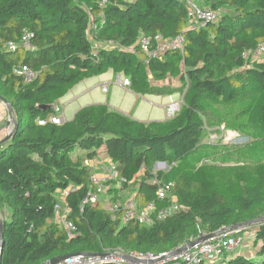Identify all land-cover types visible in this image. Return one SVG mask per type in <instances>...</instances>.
Masks as SVG:
<instances>
[{"label":"trees","instance_id":"obj_1","mask_svg":"<svg viewBox=\"0 0 264 264\" xmlns=\"http://www.w3.org/2000/svg\"><path fill=\"white\" fill-rule=\"evenodd\" d=\"M100 1L0 0V96L12 104L18 120L12 139L0 146V205L9 212L0 264H42L55 256L117 248L161 253L200 233L264 217V56H243L264 42V0H199L221 13L216 22L195 28L183 0H108L105 7ZM92 15L100 25L94 33L99 42L128 46L142 34H182L184 50H169L150 61L138 50L94 51L88 37ZM25 30L35 48L10 50L7 45L19 42ZM19 65L40 73L25 83L14 73ZM110 70L127 75L138 94L184 92L180 111L144 122L95 103L62 123H38L76 84ZM150 74L161 81L168 74L179 76L187 87H157ZM213 102L241 105L239 112L258 134V151L241 152L251 164L236 169L241 177L231 179V191L216 186L206 172L187 169L188 159L206 148L217 156L227 148L203 142L206 104ZM232 153L238 155L240 148ZM94 158L117 165L118 179L126 180L124 188L135 186L140 206L156 198L154 165L165 162L170 170L159 171L158 177L173 183L171 193L185 208L145 225L123 222L122 211L110 212L101 203H84L93 187L87 162ZM252 174V181L244 177ZM57 190L67 191L68 220L77 227L72 236L56 221ZM255 228L257 255H236L228 264H264V220Z\"/></svg>","mask_w":264,"mask_h":264},{"label":"built area","instance_id":"obj_2","mask_svg":"<svg viewBox=\"0 0 264 264\" xmlns=\"http://www.w3.org/2000/svg\"><path fill=\"white\" fill-rule=\"evenodd\" d=\"M188 6L190 26L195 28L197 26L203 27L207 23L216 22L219 19L221 10H213L210 7H202L199 0H183ZM108 0H102L99 3L100 7H105ZM100 18H104L103 12L99 14ZM95 17L92 15V21L88 29V37L92 43L94 51L101 47L114 48L121 47L127 51L137 52L141 51L145 55L146 61L152 59H162L165 53L169 50H184L185 37L182 34L164 37L161 34L148 36L142 34L137 42L132 45L123 46L116 45L114 42H99L95 39L94 33L99 28V24L95 22ZM32 34L30 31L25 30L19 42H10L7 47L10 50L16 49L18 46H23L25 49H34V44L31 41ZM246 59H258L264 56V42L258 44L254 50L246 51L243 54ZM14 73L21 76L25 83L33 82L39 75L40 71L28 65H19L14 68ZM116 79L113 81H105L103 83V91L108 92L110 86L115 85L122 88H130L131 79L122 73L115 74ZM183 105V96L181 100H171L165 105L166 114L168 118L175 116ZM53 111L38 119L40 125H45L48 122L62 123L64 121L63 108L64 104L59 101L53 104ZM2 127L0 125V132ZM7 130L6 133H10ZM87 164L91 167L92 172L90 175V182L92 189L88 192L84 203H101L108 211L116 213L122 211V221H137L140 224L152 225L156 221L163 220L170 217L180 210L184 209L173 197L171 191L173 187L172 182H165L158 177L159 171H167L162 167L167 164L158 162L155 164V175L152 183L157 186L156 198L148 202L145 206H140L135 196L128 199L123 205L110 199L107 196L110 183L118 179L117 165L113 162H105L104 160L94 158L89 160ZM170 169V168H169ZM143 171L138 173L137 178L142 177ZM125 182V179L119 180ZM67 195V191H66ZM168 204L160 205V202ZM56 221L66 228L69 235H73L77 229L76 225L68 220L69 208L67 205H56L55 208ZM218 231V230H217ZM248 231L249 237L245 238L243 232ZM216 232V231H214ZM255 224L241 227L236 231L228 230L223 232H216L210 237L194 242L202 235L208 233H200L196 237H191L184 240L176 247L163 251L161 253L143 252L137 250H124L117 248L113 250H103L102 252L109 253L107 255H87L78 253L72 255L67 259L61 260L56 264H228L230 257L229 254L236 250L243 242L248 239L255 238ZM211 233V232H209Z\"/></svg>","mask_w":264,"mask_h":264},{"label":"rangeland","instance_id":"obj_3","mask_svg":"<svg viewBox=\"0 0 264 264\" xmlns=\"http://www.w3.org/2000/svg\"><path fill=\"white\" fill-rule=\"evenodd\" d=\"M221 12V11H220ZM107 77V81H113L116 79V75L112 70L107 72L105 74ZM150 81L154 83V85H157V87H165L168 86L170 88H174L177 86L183 85V83H180V77L174 76L172 74H168L167 78L164 81L157 80L153 77L152 74H150ZM186 83H188V80H186ZM175 85V86H174ZM181 87H187V84ZM179 90V88H178ZM107 94V93H106ZM138 94V93H137ZM104 95V94H103ZM184 95V92L177 91L173 94V97L176 100H181L182 96ZM141 96L143 98H148L152 100V98H149L150 96H145L143 93H141ZM140 96V97H141ZM164 98V101H168L169 98L167 95H162ZM107 97V96H106ZM66 99H64L65 101ZM78 103V102H77ZM66 107V113L69 111V105L65 104ZM207 107V115L204 118V126L207 129L206 135L203 137V142L207 145H224L227 146V148L222 150L220 154L217 156V152H214L212 148H206L207 151L205 153H198L195 158H189L188 159V166L187 169H192L196 172H206L207 175H210L215 182H213L216 186H220L223 191H231L233 189L232 182L234 180L231 179H237L238 177H241L238 174V170H236L238 167H242L244 165L251 164L250 158H245L244 156H241L242 151L250 150L252 151L250 153L254 154L258 150V138L256 130L251 126L250 123L247 121V116H244L242 113H240L241 105H226L222 103H208L206 104ZM162 119L166 118L165 113H163ZM212 115L211 120L209 119V116ZM221 121V124H218L217 122ZM229 123V124H228ZM228 125V126H227ZM240 148V153L238 155L232 153L235 150H238ZM79 151V148L76 149V152ZM203 154L205 155V158L203 157ZM246 159V160H245ZM212 166H218L222 167L223 171H221L218 174H213L211 170L205 169L207 167ZM249 166V165H248ZM155 167V165H154ZM169 171L170 166L167 164L166 167H162ZM227 170V172H226ZM235 170V172H233ZM229 172V173H228ZM233 172V173H232ZM248 179V181H252L254 179V175H246L244 176ZM116 184L118 185L119 192H124L123 194L127 195V188L128 190H132L131 194L128 196L124 195L117 197V203L119 204H125L130 197H132V193L136 191L135 186L130 184L127 187L124 188L121 181L116 180ZM235 190V189H234ZM113 192L108 190L107 195H111ZM112 200V198H110ZM63 206V205H62ZM260 218V217H257ZM256 219V218H255ZM243 236L245 238L249 237V232L244 231ZM259 250V246H255L254 239H248L247 241L243 242L236 250L231 252L229 254V257L232 258L236 255H247L250 256L251 254H256ZM260 259L262 258L260 255L258 256Z\"/></svg>","mask_w":264,"mask_h":264},{"label":"crops","instance_id":"obj_4","mask_svg":"<svg viewBox=\"0 0 264 264\" xmlns=\"http://www.w3.org/2000/svg\"><path fill=\"white\" fill-rule=\"evenodd\" d=\"M105 74L87 78L81 81L80 83L76 84L68 94L59 100L60 103L64 104L63 116L65 120L72 119L80 108L95 103L107 104L111 109L120 111L136 120L144 122L161 121L168 118L165 105L171 100H176L173 97L174 93L167 95L169 100L164 101V98H161L163 97L162 95L146 94L145 96H150L149 98H152V100H150L148 98H143L141 94L133 92L130 88H122L115 85L110 86L109 91L105 92L103 91L102 86L107 80ZM64 99L66 100L64 101ZM65 104L69 105L68 113H66ZM163 113L166 114V118L164 119H162L164 115ZM8 119V108L3 102L0 101V125L2 127L0 138L4 137L7 130L11 128V126L7 128ZM111 188L114 191H111L113 193L107 196L113 199H115L116 196H128L132 192V190H128L127 188V195H125L123 194L125 191L119 192L118 185H111ZM115 189L118 191L115 192ZM132 194V197L135 196L136 191ZM56 197L58 199V204L63 206L66 205V191L57 190ZM0 212L7 219L9 215L8 210L1 206Z\"/></svg>","mask_w":264,"mask_h":264},{"label":"water","instance_id":"obj_5","mask_svg":"<svg viewBox=\"0 0 264 264\" xmlns=\"http://www.w3.org/2000/svg\"><path fill=\"white\" fill-rule=\"evenodd\" d=\"M0 101L3 102L9 111V119L7 122V128H9L10 126L12 127V131L10 133H6V135L2 138H0V146L8 143L12 137L14 136V134L16 133V131L18 130V120L16 117V114L14 112L13 106L10 102H8L6 99H4L2 96H0ZM48 107V105H42V109H46ZM162 164H166L165 162H161ZM1 207V206H0ZM264 220V217H260V218H256V219H252L249 221H245V222H241V223H236V224H232L229 226H224L222 228H220L218 231L216 232H223V231H228V230H232V231H236L238 229H240L241 227L247 226V225H253V224H257L261 221ZM5 222H6V218L3 216V214L0 212V258L3 252V248H4V229H5ZM216 232H211L205 235H202L200 238H198L196 241H200L203 239H206L208 237H210L211 235L215 234ZM78 253H73V254H67V255H61V256H55L52 257L51 259L43 262L42 264H56L61 260L67 259L68 257H71L72 255H77ZM84 254L93 256V255H107L109 253H105V252H86Z\"/></svg>","mask_w":264,"mask_h":264},{"label":"bare ground","instance_id":"obj_6","mask_svg":"<svg viewBox=\"0 0 264 264\" xmlns=\"http://www.w3.org/2000/svg\"><path fill=\"white\" fill-rule=\"evenodd\" d=\"M12 127H13V126H11V128H10L9 130H11V129H12Z\"/></svg>","mask_w":264,"mask_h":264}]
</instances>
